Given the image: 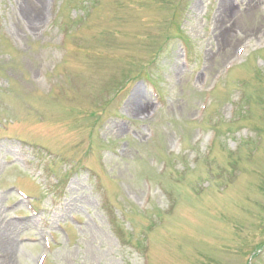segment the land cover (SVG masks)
<instances>
[{"label": "rangeland", "instance_id": "1", "mask_svg": "<svg viewBox=\"0 0 264 264\" xmlns=\"http://www.w3.org/2000/svg\"><path fill=\"white\" fill-rule=\"evenodd\" d=\"M0 264H264V0H0Z\"/></svg>", "mask_w": 264, "mask_h": 264}, {"label": "bare ground", "instance_id": "2", "mask_svg": "<svg viewBox=\"0 0 264 264\" xmlns=\"http://www.w3.org/2000/svg\"><path fill=\"white\" fill-rule=\"evenodd\" d=\"M220 7H223V4H221Z\"/></svg>", "mask_w": 264, "mask_h": 264}]
</instances>
